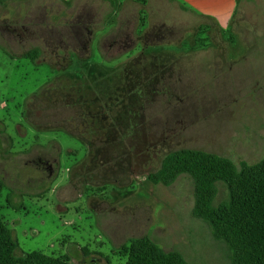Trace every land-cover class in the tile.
I'll list each match as a JSON object with an SVG mask.
<instances>
[{"label":"rangeland","instance_id":"obj_1","mask_svg":"<svg viewBox=\"0 0 264 264\" xmlns=\"http://www.w3.org/2000/svg\"><path fill=\"white\" fill-rule=\"evenodd\" d=\"M180 148L264 158V0L224 26L173 0H0V213L18 256L124 264L149 236L233 264L193 213L192 177L149 180ZM217 187L214 206L230 199Z\"/></svg>","mask_w":264,"mask_h":264},{"label":"trees","instance_id":"obj_2","mask_svg":"<svg viewBox=\"0 0 264 264\" xmlns=\"http://www.w3.org/2000/svg\"><path fill=\"white\" fill-rule=\"evenodd\" d=\"M61 1L71 5L75 0ZM108 1L115 4V0ZM135 1L147 3V0ZM181 6L189 9L185 4ZM24 55L36 63L40 51L33 48ZM183 174L194 181V215L208 221L214 236L229 245L232 263L264 264V158L253 164L242 161L238 167L220 154L180 148L163 158L160 167L149 174V180L154 184L172 185ZM219 181L227 184L230 199L214 206ZM4 186L0 177V192ZM17 248L13 229L0 213V264H76L66 256L57 257L39 250L18 256ZM125 250L128 258L124 264H192L181 252L166 251L149 236L132 239Z\"/></svg>","mask_w":264,"mask_h":264},{"label":"crops","instance_id":"obj_3","mask_svg":"<svg viewBox=\"0 0 264 264\" xmlns=\"http://www.w3.org/2000/svg\"><path fill=\"white\" fill-rule=\"evenodd\" d=\"M70 2L71 0H64ZM118 1V0H115ZM135 1V0H134ZM149 1V0H147ZM181 8L188 6L189 11L217 22L220 26L227 25L239 10L241 0H173ZM183 9V8H182ZM186 10V9H184Z\"/></svg>","mask_w":264,"mask_h":264}]
</instances>
